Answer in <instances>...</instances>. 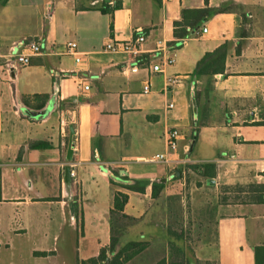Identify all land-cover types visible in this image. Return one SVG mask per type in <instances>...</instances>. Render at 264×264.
<instances>
[{
	"label": "crops",
	"instance_id": "obj_1",
	"mask_svg": "<svg viewBox=\"0 0 264 264\" xmlns=\"http://www.w3.org/2000/svg\"><path fill=\"white\" fill-rule=\"evenodd\" d=\"M183 19L191 22L187 34L175 36L174 22ZM139 32L145 39L134 53L104 49ZM30 38L41 52L5 68L4 57ZM223 43L222 69L194 75ZM156 63L160 71L151 69ZM44 93L38 108L33 95ZM170 128L181 133L173 153ZM157 152L213 163V177L199 173L209 188L264 184V0H0V264H80L113 234L115 251L139 243L124 250L123 264H254L253 247L264 245V203L212 201L213 231L190 247L182 186L192 169L153 161ZM66 165L74 172L68 181ZM113 171L144 190L112 183ZM115 191L127 193L122 213L133 222L125 229L111 219ZM154 249L161 252L153 261Z\"/></svg>",
	"mask_w": 264,
	"mask_h": 264
},
{
	"label": "trees",
	"instance_id": "obj_2",
	"mask_svg": "<svg viewBox=\"0 0 264 264\" xmlns=\"http://www.w3.org/2000/svg\"><path fill=\"white\" fill-rule=\"evenodd\" d=\"M115 8L120 6L119 1H115ZM105 8H102L101 11H105L108 9V5H104ZM220 10L219 8H202V9H194L189 10L193 13H212ZM184 13V10H183ZM186 25L190 26L191 22L186 20H178L174 22V35L183 37L187 34ZM226 54V43L221 44L216 49L211 52H207L196 64L195 69L193 71L194 75H202V74H211L215 72V70L222 69L223 61ZM34 98H38L40 101V107H42L47 99L49 98L48 93L44 94H35ZM31 147H43L47 146V143L42 142H34L30 144ZM189 168L193 170H198L203 168L200 173L203 176L213 177L214 176V164L206 163L203 165H187ZM113 174L117 175L116 171H113ZM124 182L116 181L112 176L110 177V181L114 184H117L121 187H124L129 190H135L142 192L144 190V185L141 182L136 180L129 179L126 176H120ZM156 185H152V196L157 195V190H155ZM223 195L221 196L219 203L227 204V203H240V204H260L264 203V184L263 183H247V184H233V185H223ZM233 192V195L230 196V193ZM127 201V193L122 191H115L113 196V207L110 210L111 219L115 222V225L120 219L131 220L133 218L122 213L123 206ZM114 228V225H113ZM117 232L116 228L113 229V232ZM117 242V236L112 235L111 241L108 247L101 248L99 254L95 257H90L86 260L80 261V264H123L121 260V254L124 250H128L130 248H135L139 245L136 242H129L124 247L115 251L114 247ZM106 249L112 253L109 260L105 262V259L108 257L106 254ZM39 254V252H36ZM254 253V264H264V245H256L253 247Z\"/></svg>",
	"mask_w": 264,
	"mask_h": 264
},
{
	"label": "built area",
	"instance_id": "obj_3",
	"mask_svg": "<svg viewBox=\"0 0 264 264\" xmlns=\"http://www.w3.org/2000/svg\"><path fill=\"white\" fill-rule=\"evenodd\" d=\"M206 31V28H202V32ZM145 39V35L142 32H139L135 38L132 40H109L105 43L104 49L109 50V51H116V50H123V51H128V52H136L138 45L140 42H142ZM68 49L72 50L73 54H76L75 56V61L79 62L80 61V55L75 51L76 43L75 42H69L67 43ZM158 48L161 47V41H158L157 43ZM42 50V43L39 40L30 38L26 39L25 41L22 42V48L19 49L17 46H14L10 52L4 57V62L3 65L5 68H13L18 65H25L30 62L31 57ZM173 62V57L170 56L165 60V63L170 64ZM151 69L153 71H160L161 67L158 63L152 65ZM175 77H168L167 78V83H173L175 82ZM79 84L82 85V88L84 90L89 89L88 83L84 81V78L79 81ZM142 92L147 93L150 91V85L149 82H145L142 85ZM169 107L172 106L171 103L168 104ZM180 131L177 128H170L165 132V139H166V145L167 149L169 152H177V147H178V140L180 138ZM187 150V149H186ZM153 161L156 162H173V161H178L183 164L189 165V160L187 157H181V158H170L167 156L166 153L163 152H157L153 155L152 157ZM174 169V168H172ZM74 176V172L70 170L69 172V177Z\"/></svg>",
	"mask_w": 264,
	"mask_h": 264
},
{
	"label": "rangeland",
	"instance_id": "obj_4",
	"mask_svg": "<svg viewBox=\"0 0 264 264\" xmlns=\"http://www.w3.org/2000/svg\"><path fill=\"white\" fill-rule=\"evenodd\" d=\"M200 171L201 169H192V171L186 173L185 185L182 186V190L185 192L187 219L190 221V231L187 234L190 238L187 245L190 247L196 246V243H198L196 241L197 238H206L213 231L215 214L210 203L216 200L219 202L221 196L224 194L223 185H218L217 188L206 186L204 178L200 176ZM113 178L116 181L123 182L118 175H113ZM231 195H233V192L230 193ZM132 222L131 220L120 219L118 221L119 228L125 229ZM160 252L158 249L149 251V257L154 261Z\"/></svg>",
	"mask_w": 264,
	"mask_h": 264
},
{
	"label": "water",
	"instance_id": "obj_5",
	"mask_svg": "<svg viewBox=\"0 0 264 264\" xmlns=\"http://www.w3.org/2000/svg\"><path fill=\"white\" fill-rule=\"evenodd\" d=\"M28 113V115H30V116H34V117H37L38 115H39V113H37V112H33V111H28L27 112ZM73 132V128H72V126H70V133H72ZM71 148H70V146L68 147V149H67V158H70L71 157ZM69 172H70V167L68 166V165H66L65 166V168H64V180L65 181H68L69 180ZM209 182H211V179H209L208 180ZM108 259H106V261H107Z\"/></svg>",
	"mask_w": 264,
	"mask_h": 264
}]
</instances>
